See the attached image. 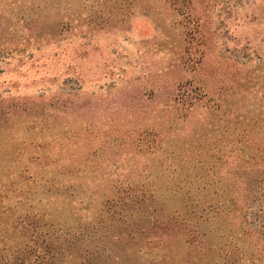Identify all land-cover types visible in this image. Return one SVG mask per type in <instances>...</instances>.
I'll return each instance as SVG.
<instances>
[{
	"label": "rangeland",
	"instance_id": "rangeland-1",
	"mask_svg": "<svg viewBox=\"0 0 264 264\" xmlns=\"http://www.w3.org/2000/svg\"><path fill=\"white\" fill-rule=\"evenodd\" d=\"M261 208L264 0H0V264H264Z\"/></svg>",
	"mask_w": 264,
	"mask_h": 264
},
{
	"label": "trees",
	"instance_id": "trees-1",
	"mask_svg": "<svg viewBox=\"0 0 264 264\" xmlns=\"http://www.w3.org/2000/svg\"><path fill=\"white\" fill-rule=\"evenodd\" d=\"M252 223L255 226V229H258L259 231H264V208H261L260 212L256 213L253 217V221ZM13 258V257H12ZM20 256H14V258L11 260L10 258H8L6 260V263L4 264H23L22 261L19 259ZM44 256L42 257H37V261L35 264H41L42 260H44ZM3 260V258L1 259Z\"/></svg>",
	"mask_w": 264,
	"mask_h": 264
}]
</instances>
